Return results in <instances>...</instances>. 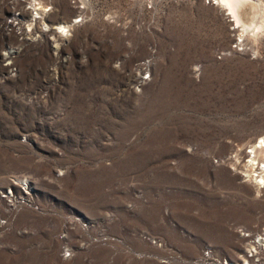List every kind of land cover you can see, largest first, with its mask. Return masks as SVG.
Here are the masks:
<instances>
[{
    "label": "rangeland",
    "instance_id": "1",
    "mask_svg": "<svg viewBox=\"0 0 264 264\" xmlns=\"http://www.w3.org/2000/svg\"><path fill=\"white\" fill-rule=\"evenodd\" d=\"M33 1L49 31L0 78V189L31 203L0 264H264V0L235 1L245 29L222 0Z\"/></svg>",
    "mask_w": 264,
    "mask_h": 264
},
{
    "label": "built area",
    "instance_id": "2",
    "mask_svg": "<svg viewBox=\"0 0 264 264\" xmlns=\"http://www.w3.org/2000/svg\"><path fill=\"white\" fill-rule=\"evenodd\" d=\"M50 11L49 6L42 8L33 0H0V68L3 70L0 74L1 79L15 77L17 74V68L13 64L15 59L21 55L25 48L37 41L39 34L49 31L45 23L41 31H39V27L37 30H33L31 24L45 21ZM77 23L78 20H74L71 24L64 25L65 30L62 33H55L54 29L51 30L54 34L63 35V33L71 31ZM11 39L17 40V43L12 44ZM148 66V61L142 62L139 66L140 72L143 73L142 80H147L149 77ZM30 192H32V188L25 178L18 179L13 186L0 189V231L7 224V219L3 214L7 213L8 217L14 216L23 205L30 204ZM211 254L210 249H206L203 256L211 259ZM69 256L70 250L64 248L62 257L68 258Z\"/></svg>",
    "mask_w": 264,
    "mask_h": 264
},
{
    "label": "bare ground",
    "instance_id": "3",
    "mask_svg": "<svg viewBox=\"0 0 264 264\" xmlns=\"http://www.w3.org/2000/svg\"><path fill=\"white\" fill-rule=\"evenodd\" d=\"M222 1L224 3L227 2V6L229 8L228 10L230 11V14L234 17L236 23L240 24L239 26L243 27L245 29L246 26L242 25V23L240 22V20L238 19L237 15H236V11H235L236 10L235 9V1L236 0H233V4H229L228 0H222ZM215 4H216V2H215ZM254 26H256V25H254ZM54 29L57 32H62L65 30V26L64 25H58V26L54 27ZM57 29H59V30H57ZM247 29H249V28L247 27ZM257 152H262L264 154V138L259 139V142L257 141L256 144L252 147V149L249 152V157H250L249 163H251L252 167L255 166V168H258V170L260 171L259 175L256 176L259 179L258 184L264 185V159L261 162L257 161V159H256V153ZM256 172H258V171H256ZM256 243L258 245V248L260 249L259 253H263L264 252V241L259 240ZM256 250H257L256 247L255 248L251 247L250 252L253 253V254H251V257L254 256V254L258 253ZM241 264H243V263H241Z\"/></svg>",
    "mask_w": 264,
    "mask_h": 264
}]
</instances>
